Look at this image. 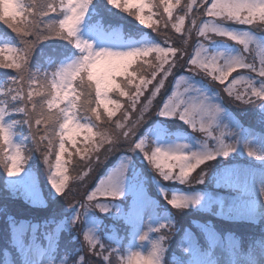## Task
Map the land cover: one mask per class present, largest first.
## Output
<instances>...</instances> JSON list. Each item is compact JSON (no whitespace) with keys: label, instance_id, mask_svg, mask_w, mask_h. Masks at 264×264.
<instances>
[{"label":"snow or ice","instance_id":"1","mask_svg":"<svg viewBox=\"0 0 264 264\" xmlns=\"http://www.w3.org/2000/svg\"><path fill=\"white\" fill-rule=\"evenodd\" d=\"M122 13L156 37L143 28L133 36L116 27L127 21ZM0 24L14 34L0 32V69L11 70L0 82V167L8 177L25 171L29 139L37 150L46 141L50 195L66 196L70 180H84L101 153L106 160L126 144L124 151L142 154L151 166L156 191L173 209L215 208L212 214L225 220L264 221V132L245 129L217 102L219 93L192 75L211 77L238 106L258 107L264 127V37L233 26L264 25V0H0ZM193 33L198 39L191 46ZM50 40L62 41L61 51L37 53ZM253 45L261 51L253 54ZM185 67L188 74L177 76ZM169 77L174 86L165 99ZM149 116L155 117L150 123ZM175 119L204 138L173 131L168 124ZM23 126L26 136L18 131ZM81 133L83 147H77ZM74 155L87 171L70 177ZM198 168L195 184L212 182L235 195L225 200L194 189L191 174ZM162 182L189 190H170ZM71 208V229L83 226L89 254L100 264H113V257L116 264H264V238L242 249L232 233L221 237L211 222L194 221L204 242L185 229L180 257H168L175 218L150 195L132 155H122ZM97 210L124 222L131 238L114 229L101 236ZM222 239L230 241L227 259L217 255ZM75 251L77 264H86L83 248Z\"/></svg>","mask_w":264,"mask_h":264},{"label":"trees","instance_id":"2","mask_svg":"<svg viewBox=\"0 0 264 264\" xmlns=\"http://www.w3.org/2000/svg\"><path fill=\"white\" fill-rule=\"evenodd\" d=\"M127 21H132V23H128ZM124 21L121 24L115 25L116 27L121 28V30L132 34L133 36H137V33L135 29L137 28H143L146 33L153 34L152 30L147 29L146 27L138 25L134 20H127ZM244 27L251 28L252 31L257 35L264 37V25L261 26H248V25H240ZM7 31L9 35H12L14 38V34L11 33V30L6 29V27L2 26L0 24V32ZM197 39H194V42H196ZM63 42L59 40H50L45 41L41 45L38 46L37 53L41 49H43L44 53L46 55H56L59 51L62 49ZM191 46H194L195 44H192L190 42ZM177 46H180L177 44ZM255 49V48H254ZM55 50V51H53ZM189 52L192 51V47H189ZM256 53V50H255ZM41 62L43 63L44 58H40ZM257 64L259 63V59H257ZM35 63V61H33ZM10 73L11 70H4L0 69V81L3 82L4 79H6L5 73ZM183 73H188L187 68H182L177 72V75ZM173 83L172 77H170L168 83L166 84V87L164 90H162V93L164 94V98L166 99L168 95L171 93V84ZM27 90V89H26ZM160 100V96L157 97V101ZM155 103V102H154ZM243 107L244 115L242 119H238L239 122L245 127V129H251L255 130L257 134L264 132V127L261 126L259 122V117L256 112V106H249V105H241ZM19 119L20 117H15ZM155 117L149 116L147 118L148 122L150 123ZM168 126L173 131H180V132H187L190 130V126L184 124L183 122L179 121L178 119L169 121ZM22 132H28L27 126H23L20 128ZM39 135H43L41 132ZM46 143V141L44 142ZM44 143L40 145L39 150L36 149V145L32 142H26V149L30 151H26V155L29 156V159L26 163V166L30 167L32 171L37 175V181L39 183L40 188L45 192L49 193L51 189L50 181L48 180L49 176V170L48 165L45 163L44 155L45 152ZM128 145L121 144L120 149L118 151H115L111 154L110 158L100 167L95 166L92 173H90L88 176L84 178L82 187L85 190L96 183V181L102 177L107 169L113 165L117 158L122 154L121 152L124 151V149H127ZM78 158V156H77ZM54 164V156L51 158ZM241 164H245L246 160L241 159L238 161ZM72 166V163L70 164ZM27 167V168H28ZM204 166H201L203 168ZM84 167H81L77 169L79 172L83 170ZM200 168L197 169L195 173L200 172ZM74 171L73 173H75ZM154 173V171H152ZM42 174V176H41ZM5 175L6 172L3 170L2 167H0V264H4L6 260V254L8 253L11 255L10 258L13 259L15 264H20V255L19 252L13 242V230L15 227H18L20 225H24V238L29 239V236L33 235L34 239L37 240L38 243L44 244L46 241V237L54 236L55 238V248H54V255L55 259L57 258H63L65 264L71 263V264H77L78 261V255H75V251L72 248V244L74 246L77 245V240L71 239L69 229L67 227V224L69 222V216L74 211L72 208L67 211L66 213L62 212L63 207L59 206V203L54 199H49L45 201L42 205H35L30 200L27 199L26 196H22L19 190H13L12 188H9L5 183ZM154 175H156L154 173ZM146 176V174L144 175ZM192 177V176H191ZM147 178V176H146ZM193 184L192 187L199 191H207V192H215L219 195V197L223 196H234L235 193L231 190L224 188V187H217L212 182H206L203 185L195 184V179L192 177ZM81 181H75L73 182L72 187L70 188L75 190L77 185H79ZM150 184L152 186V191L155 193H158L156 191V186L152 183V179H149L148 186L150 187ZM165 187L169 188L170 190L173 189H180L183 191H188V186L180 185L178 182L172 183V182H166ZM50 188V189H49ZM151 188V187H150ZM20 192L21 194L18 195L17 192ZM81 194L76 195L74 197V194L72 196L71 205L75 204L76 201L81 200ZM154 195L152 192L150 193ZM155 196V195H154ZM26 197V198H25ZM161 199V196H159ZM155 199V198H154ZM159 203H161V207H165L164 203L167 204L166 201L160 200ZM156 200H158L156 198ZM121 204H126L124 200L118 201ZM78 206V205H77ZM171 208V205H169ZM216 209L213 208L212 212H214ZM173 217L177 215H181L179 217V220L174 224L173 228V234L171 237V240L168 242V257H172L175 255L176 257H180V249L178 247L179 241L184 235V230L188 229L198 240H200L202 243L204 242V234L201 232V230L194 224L193 222H198L199 224H205L208 222H211L215 227L216 230L220 233L221 237L226 236L228 233H232L233 236H235L242 249H246L249 247V245L253 241H257L258 239L264 238V221H260L258 223L256 222H249L246 219H239L235 221L231 220H225L222 218H219L212 214V212H201L197 211L195 209L193 210H183V211H177V210H169ZM106 215V214H105ZM106 220H102V230L100 231V235L103 236L106 232L115 230V232L119 233L121 237H125L126 235L130 236V228H128L124 222L118 221L113 219L112 217L106 215ZM64 218L67 219V221H61ZM64 223V224H63ZM113 225V226H112ZM60 226V227H58ZM82 225H80L79 230L82 232ZM35 233H31V231ZM175 234V235H174ZM127 243V241H124ZM104 243H108L107 240L104 241ZM230 243L229 240L222 239L220 241V247L217 249V255L220 256L221 254L227 253V245ZM77 249V247H76ZM66 258V259H65ZM90 258H86V264H89ZM222 259H227L222 255ZM60 260V259H59ZM97 264H100L99 258L96 257ZM113 264H116L115 257H113Z\"/></svg>","mask_w":264,"mask_h":264},{"label":"rangeland","instance_id":"3","mask_svg":"<svg viewBox=\"0 0 264 264\" xmlns=\"http://www.w3.org/2000/svg\"><path fill=\"white\" fill-rule=\"evenodd\" d=\"M185 2H187V0H182V3H185ZM122 15L123 16H127L126 13H122ZM129 19L135 21L134 17L127 16V20H129ZM135 22L139 25L138 21H135ZM187 23L188 22L186 21V25H187ZM2 26H4V25H2ZM233 26L237 27V28H242V29H249L248 27H244V26L242 27L240 25H233ZM4 27H6V26H4ZM143 27H145V26H143ZM149 30H151V29H149ZM170 34L171 35H176L174 33V30H171ZM152 36L155 38L156 37V33L153 32ZM194 39H198V37L195 35V33H193V35L191 37V40H190V42H192V44L196 43V42H194ZM228 43L232 44L233 42L229 41ZM254 48H255V45H253V49ZM255 50H256V53L261 51V50L254 49L253 54H256ZM257 59H258V56H257ZM187 74L188 73L181 72L177 76H179V75H187ZM192 75L195 77V80L200 81L206 88H210L213 91L219 93V96L221 97V100H219L217 102L221 103L222 106L225 109H227L230 113H232L237 119H240V118L242 119V117L244 115L243 107L241 105L238 106L237 103H235L227 95V93H225L222 90L224 86L219 85L218 82L212 81L211 77H206L203 73H199V74L192 73ZM232 75L235 76L236 73H233ZM169 79H170V77H169ZM169 79L166 81V84L168 83ZM231 79H232V77H229V80H231ZM0 82H2V81H0ZM227 83L228 82L226 81L225 84H227ZM173 86H174V81L171 84V91L173 90ZM162 90H164V89H162ZM255 110H256V112H258L257 108ZM117 115H119V113ZM18 131L20 133V136L28 135V132H25V131L22 132V130L20 128L18 129ZM181 133L184 134V135H189V136L194 137L196 139H200V140H202L204 138L202 133H200L199 131L192 130L191 127H190V130H188L187 132H181ZM20 136H18L17 139H19ZM82 136H83L82 133L78 136L77 147H83V145L79 142L82 139ZM29 141H31V139H29L27 142H29ZM57 147H58V145H57ZM69 150L73 151V152L75 151L70 146H69ZM121 153L122 154H120V156L117 158L116 162L113 165H111L109 168L115 166V164L118 162L119 158L122 155H132L133 160L135 161L137 167L142 170L144 175L146 174L147 181H148V184H149V179H152V177L154 176V173H152L153 170H152L151 166L148 165L147 161L142 158V154L136 155V154H133V153H129L127 151H123ZM110 156L111 155H109L108 158L105 160L103 153H101V157H100V161L99 162H95V158L94 157H93V160H94L95 164L97 165V167H100V165L104 164L110 158ZM66 158H67V154L65 156V159ZM71 163H72V166L71 165L69 166V173H68L70 177L81 176L87 171V168L84 167L85 161L81 160L80 156H78V158H77V155H74L73 156V160H72ZM209 163L211 164V163H214V162H209ZM66 166H68V165H66ZM27 167L28 166H26V164H25V171L22 172L19 176L8 177L7 174H6L5 175V183H6V185L9 188H12L13 190H19L23 194H21L18 191L17 192L18 195L21 194L22 196H26L27 199L30 200L35 205H42V204L45 203V201H47L49 199H54V200H56L59 203V206L63 207L62 212H64V213H66L67 211H69L71 209V200H72L73 194H74V197H75L76 195L80 194V192L82 191L81 200H83L85 192L86 191L90 192L95 187L96 183H98V180H99L98 179L95 184H93L92 186H90L86 190H85V188L83 189V187H82L83 181H81V183L79 185H77L75 190H74V188L71 189L70 191L68 189H66V192H67L66 196H56L54 193L52 195H50V192L49 193H45L40 188L39 183L37 181V177L39 175L36 176V174L32 171V169L30 167H28V168ZM81 167H84V168H83V170H81L79 172L77 169H79ZM74 171H76V172L73 173ZM196 171H197V169L191 174V176L194 177V179H196V177H197V173H195ZM41 176H42V174H41ZM73 182H75V181L70 180L69 188L72 187ZM162 183L165 186L166 182H162ZM150 187L148 186L149 192L150 193L152 192L155 196L152 195V194H150V195L153 198H155V199L157 198L158 201H159L160 194L159 193H155V192L152 191L151 184H150ZM257 187H258V180H257ZM173 190H180V189H173ZM201 192H207V191H201ZM208 193H211L212 195H214L216 197H219V195L216 194L215 192H208ZM169 198H170V196H169ZM222 198H224L225 200H230L231 199L230 196H223ZM261 199H264V197H261ZM160 200H163V198L161 197ZM164 205H165V207H163V208H167L168 210H174L175 211V209H173L172 207L170 208V206L168 204L164 203ZM77 207H79V206H77ZM73 216H74V211L70 214L69 219H68L69 221H67L66 218L61 220V221L69 222L67 224V227L69 229L70 236L72 237L71 239L77 240V245L74 246L72 244L71 246L74 249V251L76 250V247H77V249L82 247L83 248V252L80 253V254L83 255L85 257V259L86 258H90L89 261H88L89 264H97L96 257H94V256L89 254L87 245L85 244V242L83 240V235H82L81 230L78 231L80 225H77L75 228L71 229V220H72ZM97 216L99 217V219L101 221L102 220H106V218H107L105 214L99 213L98 210H97ZM180 216L181 215H177V216L174 217L176 222L179 220ZM145 223H147V219L145 220ZM23 226L24 225H20L18 227H15V229L13 230V242H14L18 252H20L22 264H50V262H51V264H60V261L63 260L62 256H61V258L55 259L53 254H52V251H53L52 246H53V241H54L52 236L47 237L46 238L47 239L46 245L44 247H42V248H39L38 244H36L35 241H34L33 235L29 236L28 240L24 238V235H23L24 227ZM101 230H102V225H101L100 231ZM129 232H130V235H131V229H130ZM31 233H34L33 230L31 231ZM75 255H77L76 251H75ZM6 264H13V262L11 260H8L6 262ZM63 264H65L64 260H63ZM68 264H71V263H68Z\"/></svg>","mask_w":264,"mask_h":264}]
</instances>
